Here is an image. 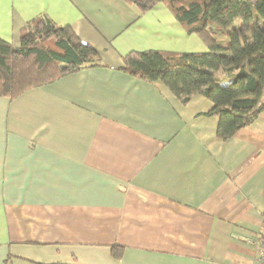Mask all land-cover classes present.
Masks as SVG:
<instances>
[{"label":"crops","instance_id":"crops-1","mask_svg":"<svg viewBox=\"0 0 264 264\" xmlns=\"http://www.w3.org/2000/svg\"><path fill=\"white\" fill-rule=\"evenodd\" d=\"M40 14L102 65L0 96V264H259L264 109L220 138L212 101L124 71L131 51H209L161 2L0 0V37Z\"/></svg>","mask_w":264,"mask_h":264},{"label":"trees","instance_id":"trees-1","mask_svg":"<svg viewBox=\"0 0 264 264\" xmlns=\"http://www.w3.org/2000/svg\"><path fill=\"white\" fill-rule=\"evenodd\" d=\"M124 1L141 13L161 2L209 48L131 51L122 57L126 73L160 81L182 103L196 94L212 101L206 114L218 116L220 138L249 125L264 109V0ZM20 39L15 47L0 37V96L9 99L81 68L102 65L99 53L70 26L57 25L44 14L23 26ZM218 70L232 73L228 82H215ZM112 252L118 256L117 245Z\"/></svg>","mask_w":264,"mask_h":264},{"label":"built area","instance_id":"built-area-1","mask_svg":"<svg viewBox=\"0 0 264 264\" xmlns=\"http://www.w3.org/2000/svg\"><path fill=\"white\" fill-rule=\"evenodd\" d=\"M254 245H256L257 248L258 263L264 264V221L262 229L254 240Z\"/></svg>","mask_w":264,"mask_h":264},{"label":"rangeland","instance_id":"rangeland-1","mask_svg":"<svg viewBox=\"0 0 264 264\" xmlns=\"http://www.w3.org/2000/svg\"><path fill=\"white\" fill-rule=\"evenodd\" d=\"M219 39L222 40V41H225L226 40L223 37H219ZM231 76H232V73H226L225 71L224 72L223 71H219L217 73V76L215 77V81L217 83H221V84L222 83H226V82L229 81V79L231 78Z\"/></svg>","mask_w":264,"mask_h":264}]
</instances>
